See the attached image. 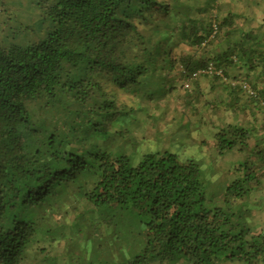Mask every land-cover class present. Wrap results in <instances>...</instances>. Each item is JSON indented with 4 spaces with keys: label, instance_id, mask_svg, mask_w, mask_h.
Wrapping results in <instances>:
<instances>
[{
    "label": "trees",
    "instance_id": "16d2710c",
    "mask_svg": "<svg viewBox=\"0 0 264 264\" xmlns=\"http://www.w3.org/2000/svg\"><path fill=\"white\" fill-rule=\"evenodd\" d=\"M226 2L45 0L40 42L0 44V264H264V0ZM204 78L201 146L235 164L212 199L192 121L162 125Z\"/></svg>",
    "mask_w": 264,
    "mask_h": 264
},
{
    "label": "rangeland",
    "instance_id": "374dc122",
    "mask_svg": "<svg viewBox=\"0 0 264 264\" xmlns=\"http://www.w3.org/2000/svg\"><path fill=\"white\" fill-rule=\"evenodd\" d=\"M42 1L45 2V0H0V44L7 46L8 43H19L23 46H27L32 43L40 42V40L46 35V27L48 25L44 19L43 6L41 4ZM225 1H227V4L230 3L229 0ZM210 85V82L206 78L201 79L198 86L195 85L193 90L195 91V94H200L202 90L204 92V95L201 96V103L198 105V103L195 102V104L201 108L199 112L198 107L195 111V106L188 108L183 104L182 98L189 94L185 88H180V91L175 92L171 96L165 97L166 99L164 98L162 104L168 112L172 113V115H169L166 118V122H163L164 124L162 125L164 127L167 126L172 133L177 134V131L180 130L181 127L177 121H175L174 124H170L173 122L172 119L174 120L175 118L177 119L183 116L185 117L184 124L192 121L190 126V130H193L192 138H188L185 135L182 136L178 133V135L175 136L176 140L174 141V143H178L175 149L179 150L180 153H183L184 155H182L184 158L185 155L186 157H193L202 164L203 168L209 170L207 183L212 199V193H215V198H218V188L221 189L235 164L232 163V154H226L222 160L221 158H218L215 149H213L212 140L211 144L208 146H201L203 140H210L211 136L206 135L207 129L203 125L204 128H202L200 123L202 122L211 127L210 119H219V112H214L215 107L213 106V103H211L217 98V96L210 92ZM218 93L222 94V90H219ZM206 101L208 104H206ZM225 107L226 106H223L225 114H222V112L221 117L227 116V119L229 120L231 112H227ZM144 126L147 127V133L151 135L155 134V126H153V124H144ZM170 134L165 138L167 142L170 141ZM211 180L214 183L212 188L213 191L211 190ZM232 180L233 177H231L226 183L228 184ZM261 195H264V189L262 190Z\"/></svg>",
    "mask_w": 264,
    "mask_h": 264
},
{
    "label": "built area",
    "instance_id": "2783aa9c",
    "mask_svg": "<svg viewBox=\"0 0 264 264\" xmlns=\"http://www.w3.org/2000/svg\"><path fill=\"white\" fill-rule=\"evenodd\" d=\"M204 74H215L219 76H224L222 70L217 69L213 64L209 65L206 69L200 70L195 74V78H198ZM243 89L249 93L250 95L256 96V92L254 89L248 84V83H243L242 84Z\"/></svg>",
    "mask_w": 264,
    "mask_h": 264
},
{
    "label": "crops",
    "instance_id": "0c3cea01",
    "mask_svg": "<svg viewBox=\"0 0 264 264\" xmlns=\"http://www.w3.org/2000/svg\"><path fill=\"white\" fill-rule=\"evenodd\" d=\"M257 14L258 16H253V18H251L249 22L252 23L253 21V24H255L256 26L264 24V4L258 7Z\"/></svg>",
    "mask_w": 264,
    "mask_h": 264
}]
</instances>
